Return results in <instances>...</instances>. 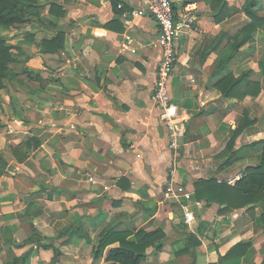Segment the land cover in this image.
<instances>
[{
  "label": "crops",
  "instance_id": "crops-1",
  "mask_svg": "<svg viewBox=\"0 0 264 264\" xmlns=\"http://www.w3.org/2000/svg\"><path fill=\"white\" fill-rule=\"evenodd\" d=\"M244 1L192 0L187 11L174 4L183 23L168 86L185 127L175 155L149 99L161 57L158 24L138 0H36L37 13L0 29L17 47L0 90V264L29 247L24 264H49L52 249L16 244L29 236L47 242L75 219L92 240L60 245L55 264H105L89 258L85 245L102 229L127 226L165 233L141 264L260 263L263 203L184 201L195 214L185 223L164 194L173 159L174 180L193 192L209 177L233 185L260 159L262 145L251 143L264 139V30L232 54L250 21ZM254 10L264 18V0ZM125 32L134 51L123 45ZM229 72L246 75L228 96L221 89L229 80H220ZM228 253L235 257L219 261Z\"/></svg>",
  "mask_w": 264,
  "mask_h": 264
},
{
  "label": "trees",
  "instance_id": "trees-1",
  "mask_svg": "<svg viewBox=\"0 0 264 264\" xmlns=\"http://www.w3.org/2000/svg\"><path fill=\"white\" fill-rule=\"evenodd\" d=\"M258 4V0H245L242 5V10L250 18V21L243 26L241 33L242 37L235 42L232 54L238 47L244 43L251 34L261 28L264 30V18L257 15L254 7ZM174 7V6H173ZM38 5L36 0H0V29L13 27L16 24L25 22L30 15L37 13ZM221 34H219V37ZM46 48V46H45ZM17 47L7 41L5 37L0 34V90L4 86L6 78L11 76L10 63L14 61ZM231 54V55H232ZM226 62V61H225ZM222 62V66L225 64ZM259 67L264 75V56L259 61ZM245 74L238 77L229 72L220 80H229V84L221 89L224 95H231L235 86L242 80ZM218 82V87L221 88V82ZM247 93V92H243ZM240 132L234 131L227 144L229 150V157L226 162L234 159V151H232L234 137ZM260 143L262 145L261 156L259 161L254 165H249L243 168L241 176L229 185L223 181H217L214 177L199 180L195 183V190L193 197L197 200H205L207 203L218 201L226 203L227 207L239 208L249 203L254 205L264 204V139L253 142L251 144ZM264 229V212L261 214ZM35 236L39 235L33 228ZM133 235L134 238L129 237ZM165 236L162 229L156 228L146 231L142 228L135 231L132 230H115L114 228L102 229L96 235L92 243V257L99 259L104 258V261L109 264H141L145 260L147 247L152 246L154 250H159L162 247L161 239ZM73 238L84 239L85 242H91L92 238L88 231L84 229L80 219L71 221L68 225L58 230L55 235L50 237L47 242H41L38 239L29 236L23 243L16 244L17 246L24 243H35L38 247L53 250V255L49 264H55L59 260L60 245L68 244ZM247 248L248 243L240 242L237 246ZM188 248V247H187ZM185 248V250L187 249ZM245 248L244 251H245ZM32 247L25 250L20 256L14 257L12 261H7L3 264H24L28 258ZM240 253H243L240 252ZM238 253V254H240ZM235 254L220 255V260L223 261L227 257H235ZM193 257V254H192ZM194 259H191L193 264ZM259 264H264V256Z\"/></svg>",
  "mask_w": 264,
  "mask_h": 264
},
{
  "label": "built area",
  "instance_id": "built-area-1",
  "mask_svg": "<svg viewBox=\"0 0 264 264\" xmlns=\"http://www.w3.org/2000/svg\"><path fill=\"white\" fill-rule=\"evenodd\" d=\"M139 4L145 9L147 15L152 16L158 24V33L156 41L161 50V57L156 69V79L154 87L150 93L149 99L158 109V116L164 123L168 136V147L173 155L178 153L180 139L184 134L185 127L183 121L178 118L177 106L171 100L168 82L173 74L176 58H177V37L183 21H178L175 17L174 4H182L185 11L189 10L192 0H138ZM121 2L117 3V7L121 8ZM139 11L136 9L131 11L133 17L137 16ZM188 19V16L185 17ZM188 23V21H187ZM123 45L130 48L133 37L130 33L122 35ZM176 171L175 159L172 160L171 168L164 194L167 198L173 200L183 210L184 222L191 223L195 220V214L190 209L186 201L193 200L194 203H200L193 197V191L187 189L183 184L174 180ZM221 181V179H218ZM228 182L230 180L228 179ZM185 201V202H184Z\"/></svg>",
  "mask_w": 264,
  "mask_h": 264
},
{
  "label": "rangeland",
  "instance_id": "rangeland-1",
  "mask_svg": "<svg viewBox=\"0 0 264 264\" xmlns=\"http://www.w3.org/2000/svg\"><path fill=\"white\" fill-rule=\"evenodd\" d=\"M143 229V228H142ZM118 230H132L134 231V228L132 227H125V228H122V229H118ZM92 247L90 245H85V252L88 254V257L91 258L92 257ZM101 261V259H99L98 261H95V260H92L90 264H96V263H99ZM104 264V263H103ZM105 264H109V263H105Z\"/></svg>",
  "mask_w": 264,
  "mask_h": 264
}]
</instances>
